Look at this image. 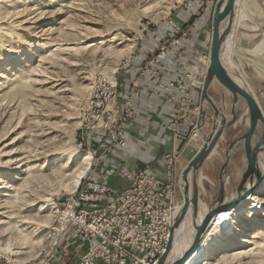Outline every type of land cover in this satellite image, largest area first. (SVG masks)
Here are the masks:
<instances>
[{
  "label": "rangeland",
  "instance_id": "obj_1",
  "mask_svg": "<svg viewBox=\"0 0 264 264\" xmlns=\"http://www.w3.org/2000/svg\"><path fill=\"white\" fill-rule=\"evenodd\" d=\"M211 2L0 0V246L12 260L23 263L37 259L48 244L59 202L78 186L75 181L85 166L82 157L90 155L93 168L102 152L101 131L86 128L82 120L96 83L118 75L149 33L158 31L165 22L173 23L191 7H198L201 15L210 6L214 8ZM236 18L253 28L233 26L232 42L228 48L225 44L223 61L235 75L245 77L241 83L256 95L264 112V66L251 64L260 58L264 64V0L241 2L236 6ZM193 19L187 23L193 22L195 28ZM246 50H255L258 56ZM221 93L215 82L211 94L219 103ZM232 101L227 95V112ZM240 111L237 122L223 133L201 168L198 216L218 205L230 142L231 159L223 175L227 182L224 201L247 176L255 174L249 172L244 148L236 141L249 128L248 107L243 104ZM207 123L210 129L212 122ZM201 146L189 144L186 155L180 157L178 180ZM260 155L264 158V151ZM261 163L259 159L258 167ZM178 199H183V192ZM261 227L251 243L214 250L210 264H264V222ZM191 228L190 218L184 229L185 244ZM174 249L177 253L172 258L183 250L182 243Z\"/></svg>",
  "mask_w": 264,
  "mask_h": 264
},
{
  "label": "built area",
  "instance_id": "obj_2",
  "mask_svg": "<svg viewBox=\"0 0 264 264\" xmlns=\"http://www.w3.org/2000/svg\"><path fill=\"white\" fill-rule=\"evenodd\" d=\"M211 3L215 7L216 0ZM193 30V22L187 23L178 33L164 37L136 75V80L157 79V87L172 108L167 130L175 145L164 155V172L116 169L115 159L129 144L130 122L137 112L131 94L121 89L117 75L101 78L93 87L82 119L86 128L101 131L102 152L95 166L59 202L48 244L37 259L19 263L0 256V264H57L70 254L72 239L79 241L77 248L82 250L75 264H158L183 203L178 199L183 191L175 170L181 147L204 143L198 119L210 44L206 49H194L197 64L192 69L169 80L162 79L161 71L172 52L177 57L181 54ZM114 177L123 178L125 183L117 186L112 182Z\"/></svg>",
  "mask_w": 264,
  "mask_h": 264
},
{
  "label": "water",
  "instance_id": "obj_3",
  "mask_svg": "<svg viewBox=\"0 0 264 264\" xmlns=\"http://www.w3.org/2000/svg\"><path fill=\"white\" fill-rule=\"evenodd\" d=\"M237 2L238 0H216L215 3L209 49L210 64L208 66L201 91V114L198 119L199 126L204 137V143L182 170L180 185L183 191V203L174 218L171 229V237L166 251L160 257L158 264H184L185 260L203 241L215 214L220 210V206L225 198V182L223 180V175L225 174L228 163L231 159L232 142L228 144L227 155L223 165L220 193L217 198L218 205L214 208H210L200 224L196 226L195 234L189 247L181 255L172 258L175 246V235L185 228L186 221L190 218L192 220V225L195 226L194 222L198 217L200 190L197 178L200 175L201 168L204 162L218 147L223 133L235 124V122H237L241 113L240 107L243 104L248 107L249 128L236 141L240 142L244 148L249 172L256 173L258 175L256 180L252 183L250 189L239 194L237 197H234L230 203L233 205L242 196L247 194L249 190L257 185L260 178L263 176L262 172H258L257 164L260 152L264 151V142L263 144H260L255 140V138L257 133L260 132L259 125L264 128V112L256 95L253 94L249 87L237 81L234 77L235 74L233 71H231V69H229L223 61V55L225 52L224 47L227 38L235 25ZM215 82L220 85L222 103L216 101L211 94V88ZM229 94L232 96L233 101L230 103V109L227 112L225 110V99ZM239 104L240 107L238 108ZM209 105L213 108V112L209 111ZM208 120L212 121L210 129H207ZM253 141H256V144H254Z\"/></svg>",
  "mask_w": 264,
  "mask_h": 264
},
{
  "label": "crops",
  "instance_id": "obj_4",
  "mask_svg": "<svg viewBox=\"0 0 264 264\" xmlns=\"http://www.w3.org/2000/svg\"><path fill=\"white\" fill-rule=\"evenodd\" d=\"M197 8L191 7L189 11H183L173 23L165 22L158 31L149 33L132 59L123 66L117 75L121 89L125 93L131 94L137 112V116L130 122L129 134L131 138L129 144L120 149V155L115 159L117 170L120 168H144L150 171L164 172V155L170 152L175 145L170 132L167 130L172 108L165 101L164 92L157 87V79L147 77L144 80H136V75L140 66L158 49L162 39L178 33L194 17L195 28L191 37L185 41L178 57L174 52L169 55L161 68L162 79H172L178 73L190 70L197 64L194 49L209 47L214 13L212 6L201 15L196 11ZM188 146L189 144L181 147L180 157L186 155ZM179 161H177L175 168L177 178L180 168ZM112 182L120 186L125 183V180L121 177H114ZM69 245L70 254L61 257L57 264H75L80 257L82 250L77 248L79 241L72 239Z\"/></svg>",
  "mask_w": 264,
  "mask_h": 264
},
{
  "label": "bare ground",
  "instance_id": "obj_5",
  "mask_svg": "<svg viewBox=\"0 0 264 264\" xmlns=\"http://www.w3.org/2000/svg\"><path fill=\"white\" fill-rule=\"evenodd\" d=\"M241 2L242 4H245L247 0H238L237 6L238 5L240 6ZM235 25L238 27L253 28V26H250V24L246 23L243 19H240V18L239 19L236 18ZM229 36L226 41V45H227L226 48H228V43L232 42ZM131 47L132 45L129 46V48ZM129 48L127 50H129ZM246 52H249L252 55H257L255 50H246ZM225 56L227 58V53H225ZM259 60L253 59L251 64L254 66L255 65L264 66V64ZM227 62L229 63L230 68L231 67L234 68V66L232 65L229 59ZM7 68L9 69L10 67L8 66ZM234 77L240 83L241 81H243V83L245 81L244 79L245 77L243 75L242 76L235 75ZM239 107H240V104L238 108ZM259 129H260V132L256 136L255 140L258 141L260 144H263L264 128L261 125H259ZM90 158L91 156L88 154H84V156L82 157V159L85 160V166L75 181L76 186L80 184L82 178L86 174L87 170L90 168L91 161L88 160ZM259 159H262V163L259 165V167L257 164L258 172L259 173L262 172L263 176L260 178L257 185L251 190H249L247 194L242 196L239 200H237L232 205L230 201L234 197H237L239 194L244 193L248 189H250L252 183L256 180L258 174L255 173V174H252V176L250 177L247 176V179L244 181L243 185L242 186L240 185L241 187L236 189L233 195L228 200L222 202L220 206V210L215 214L212 220V223L210 227L208 228L203 241L199 244L198 248L194 252H192L190 256L185 260L184 264H210L211 255L213 251L219 248L220 246L233 247L236 244L251 243L250 239L254 237V234L257 235L256 233H259L262 230L261 225L264 222V161L261 155H259L258 160ZM202 179H203V176L199 175L197 178V182L199 185L202 184ZM2 187L3 186H0V190L2 189ZM209 209L210 208H207V212L209 211ZM207 212L205 213V215L207 214ZM205 215L198 216L195 219V222H194L195 226L192 225L191 237L187 244L184 243V239H185L184 229L185 228L181 232L175 235L174 245L176 246L177 243L179 242L182 243L183 250L180 252L179 255H181L191 244L192 239L195 234V228L198 224H200V222L202 221ZM239 252H242V250H239ZM176 253H177L176 250L173 249L172 256L176 255ZM0 254L10 259L13 258L9 256L8 251L4 247H1V246H0Z\"/></svg>",
  "mask_w": 264,
  "mask_h": 264
},
{
  "label": "flooded vegetation",
  "instance_id": "obj_6",
  "mask_svg": "<svg viewBox=\"0 0 264 264\" xmlns=\"http://www.w3.org/2000/svg\"><path fill=\"white\" fill-rule=\"evenodd\" d=\"M208 109H209L210 112H213V108H212L210 105L208 106ZM209 121H211V120H208V122H209ZM211 122H212V121H211Z\"/></svg>",
  "mask_w": 264,
  "mask_h": 264
}]
</instances>
